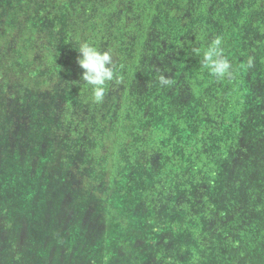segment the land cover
Instances as JSON below:
<instances>
[{"label":"trees","instance_id":"1","mask_svg":"<svg viewBox=\"0 0 264 264\" xmlns=\"http://www.w3.org/2000/svg\"><path fill=\"white\" fill-rule=\"evenodd\" d=\"M216 37L232 66L223 79L211 76L193 51ZM84 42L113 55L115 79L100 104L80 80L77 48ZM162 75L171 80L169 86L159 84ZM0 78L1 141L16 123L43 131L57 123L56 154L66 147L59 144L61 137L79 139L83 146L82 173L93 169L81 180L93 195L92 207L107 214L92 238L84 232L87 242L105 235L103 221L111 220L116 193L129 186L141 193L140 211L152 224L146 237L155 244L167 229L175 251L162 244L166 252L154 250V259L144 264H183L188 254V264L264 262V174L251 166L248 173L241 157L230 155L257 107L264 108V0H0ZM2 162L0 157V168ZM215 162H225L229 178L220 194L251 205L247 212L257 215L255 226L263 234L255 238L250 230L240 241L221 231L227 250L197 244L202 222L214 215L201 199L207 201L208 190L218 192ZM138 175L146 178L135 180ZM198 191L203 195L194 204ZM12 202L7 198L0 206L5 227L12 222L7 208ZM193 229L191 245L177 250V237ZM118 242L101 250L106 255L96 264H114L110 254L122 259L119 264L143 260L146 240L131 246ZM88 246H81L82 254H99ZM128 247L143 248V254H123Z\"/></svg>","mask_w":264,"mask_h":264},{"label":"rangeland","instance_id":"2","mask_svg":"<svg viewBox=\"0 0 264 264\" xmlns=\"http://www.w3.org/2000/svg\"><path fill=\"white\" fill-rule=\"evenodd\" d=\"M1 80L0 78V82ZM252 117L251 125L247 124L248 132L239 137L237 146L230 155L232 154L235 158L241 157L240 166L248 173L250 171L247 166H251L255 172L264 174V108L259 109L258 106ZM53 124L56 127L47 126L43 131L40 127L35 129V126L29 125L28 128L27 126L24 128L16 123L15 128L13 127L14 133L11 135L10 130L7 129L6 138L8 139L3 141L0 139L3 143V147H0V157L3 159L0 168V206L6 202L7 198L13 200L12 204L7 205L8 211L11 212V225L5 227L4 221L0 218V264H96L98 260V262L103 261L106 255L100 254L101 250L115 248L114 245L118 241V245L131 246L146 240L147 243L143 245L147 251L146 254H143V248L140 247L137 249L128 247V250L123 253L143 254V260H135L136 264H144L154 259V255L150 256L154 250L166 252L167 249L163 250L162 244L164 248L171 250L169 230L164 229L155 244L146 237L150 235L152 224L147 223L146 216L143 217L144 213L140 211L141 193L133 192V188L129 186H123L124 190L116 193L120 198L117 200L118 204L113 205L114 209L108 211L111 214V220L107 224L103 221L105 235L96 242L95 239L87 242L89 238L84 232L87 234L92 232L90 237L92 238L94 230L102 228L101 221L107 214L102 208L98 210V207H92L93 195L81 180V176L91 175L93 168L82 173V167L86 163H81L84 149L79 144V139L73 142L67 140L68 143L63 137L61 139L57 137L59 144L63 143L66 147L56 154L55 148L58 146L56 145L58 141L56 142L53 136L59 132L58 124ZM40 139H44V143H40L38 141ZM227 163H231L232 167L236 166L235 160H229ZM213 164L219 170V193L215 194L208 190L207 201L201 199L206 208L205 203L212 205L214 215L202 222L201 239L197 244H204L205 247L210 244L227 250L229 243L225 237L245 241L250 237V230L255 238L262 237L260 227L255 226L257 215L251 216L250 212H247L251 205L247 203L238 205L236 198L220 194L221 189H226L229 180L223 171L225 162ZM142 178L146 177L138 175L135 180L140 181ZM143 184L140 183L139 186L142 190ZM196 195L194 204L195 199L203 194L198 191ZM253 210L257 213L259 211L256 208ZM168 216L170 219L174 218L172 213ZM182 220H184L183 216ZM190 223L189 225L194 228H200L198 222ZM208 229L212 231L209 235L206 234ZM194 231L196 229L186 230L182 236L177 237L175 244L178 246L177 250L181 246L191 245ZM221 231L228 232L227 236L223 238L218 236ZM164 234L168 236V241L162 243L165 240ZM94 242L97 245H94ZM89 244L91 245L88 246ZM82 245L99 250V254L90 252L82 254ZM68 246L71 247L70 250ZM195 246L200 248L196 243ZM204 248L200 251L203 252ZM174 252L173 250L172 254ZM225 254L240 253L227 251ZM114 258L117 259L114 264H119L118 260H122L110 254L109 260L113 261ZM191 260V254H188L182 263L188 264ZM243 264H264V262L260 258H254Z\"/></svg>","mask_w":264,"mask_h":264},{"label":"clouds","instance_id":"3","mask_svg":"<svg viewBox=\"0 0 264 264\" xmlns=\"http://www.w3.org/2000/svg\"><path fill=\"white\" fill-rule=\"evenodd\" d=\"M77 51L79 53L77 62L83 70L80 80L91 90L92 101L100 104L106 94V85L115 79L112 52L101 51L87 42L80 43ZM193 51L195 55L201 57L202 67L216 79H223L232 74V66L224 55L223 41L220 37L214 38L206 48H195ZM159 84L166 87L171 84V80L162 75Z\"/></svg>","mask_w":264,"mask_h":264}]
</instances>
